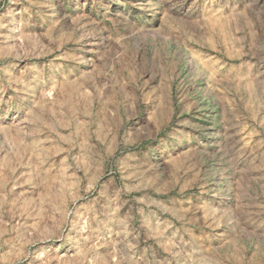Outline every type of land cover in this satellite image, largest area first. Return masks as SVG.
<instances>
[{
	"label": "rangeland",
	"instance_id": "rangeland-1",
	"mask_svg": "<svg viewBox=\"0 0 264 264\" xmlns=\"http://www.w3.org/2000/svg\"><path fill=\"white\" fill-rule=\"evenodd\" d=\"M0 264H264V0H0Z\"/></svg>",
	"mask_w": 264,
	"mask_h": 264
}]
</instances>
